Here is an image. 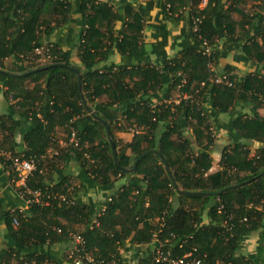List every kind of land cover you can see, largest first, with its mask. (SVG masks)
Masks as SVG:
<instances>
[{
    "label": "trees",
    "instance_id": "1",
    "mask_svg": "<svg viewBox=\"0 0 264 264\" xmlns=\"http://www.w3.org/2000/svg\"><path fill=\"white\" fill-rule=\"evenodd\" d=\"M146 2L135 7L125 4L123 23L115 31L121 16L108 1L78 0L81 28L76 52L80 63L76 64L71 52L58 43L46 42L50 46L44 62L38 61L42 55L34 51L42 45L43 36L68 23L71 0H0V83L11 98L10 107L19 106L22 119L31 120L29 129L23 130V152L12 145L7 149L41 158L27 185L74 199L79 190L75 178L65 175L55 184L43 179L46 168L57 169L65 159V166L68 160L76 161L82 184L96 183L111 191L100 205L53 200L47 206L32 203L25 210L5 212L13 243L0 253V264L56 263L44 244L58 238L53 226L61 228L65 241L72 239L66 230L73 225L94 259L90 264H113L112 260L114 264H168L170 258L188 251L195 264L259 263L264 252V173L259 175L264 170V115L257 108L264 105V75L253 72L238 77L230 69L218 71L217 61L226 53L216 40L225 38L221 45L230 42L247 58L264 60V0H207L200 11L204 15L201 34L212 48L209 57L201 53L200 40L191 31L187 15H174L186 1L162 0L163 16L171 20L184 17L187 26L181 50L171 58L162 53L160 66L136 61L143 51L145 15L152 7L151 1ZM166 3L170 4L168 11ZM233 12L238 19H233ZM112 48L132 61L100 65ZM11 55L21 64L10 70L2 59ZM51 64L61 65L19 76L8 74ZM215 75L224 78L217 82ZM163 87L165 100L151 104L146 94ZM173 89L181 94L178 102L169 98ZM184 93L188 97H182ZM240 104H249L250 112L239 111ZM220 113L231 115L227 128L232 141L221 150V168L209 172L213 119ZM6 119L12 120L11 115H0V124ZM10 122L14 129L21 124ZM57 125L64 129L66 143L74 130L78 146L68 143L61 147L54 133ZM133 126L140 129L125 144L131 150L127 155L118 147L115 132ZM7 135L12 136L11 132ZM110 140L118 163L125 168L141 153L157 150L185 192L174 188L157 154L141 158L130 173L121 170L114 162ZM251 141L262 144L253 155ZM0 162L8 166V162ZM120 179L123 181L117 185ZM219 190V194H208ZM204 211L207 223L202 221ZM254 232L257 253L244 255L243 243ZM158 245L167 253L160 262L153 256ZM39 248L44 249L38 252ZM128 250L132 251L129 260L124 256Z\"/></svg>",
    "mask_w": 264,
    "mask_h": 264
},
{
    "label": "crops",
    "instance_id": "2",
    "mask_svg": "<svg viewBox=\"0 0 264 264\" xmlns=\"http://www.w3.org/2000/svg\"><path fill=\"white\" fill-rule=\"evenodd\" d=\"M108 1V3L113 7L115 11H117L121 19H118L115 24V31L120 27L123 23L124 19V9L125 4L130 3L134 7L140 4L147 3L146 1L152 2V7L148 11V14L145 15L144 20V29H143V51L139 53V61L141 63L150 62L151 64H155L156 66L162 65L163 54L166 58L175 57V55L181 50L182 43L184 41L185 29L187 26L186 19L184 17H180L178 19H169L163 16L160 6V0H103ZM78 0H71L72 4V12L71 18L67 24L63 27L55 29L51 34L47 36H43L42 43L50 42V43H58L61 49L68 50L71 52V61L74 63H80L78 55H77V46L79 40V32L81 28L80 17L81 14L78 10L77 5ZM229 5L231 2H226ZM233 19H238V13L233 12ZM123 17V18H122ZM163 26L164 28H160ZM238 30V28H237ZM225 38L216 40L218 46H222L224 55H222L217 61V69L218 71H224L226 69H230L232 73L237 74L238 77H243L247 73H257L258 75H264V60H258L255 57L247 58V55L242 51V49L238 46H230V42L221 45ZM163 53V54H162ZM129 57V56H128ZM121 55L115 48H112V52L109 54L108 58L104 61H101L100 65L107 64H119L131 62L132 59ZM42 61H45L44 59ZM34 62V61H33ZM41 62V61H40ZM25 63V62H24ZM27 63H31L27 61ZM37 63V62H34ZM2 64L7 69H14L15 65H20L21 62L16 59L15 56H6L2 59ZM6 87L2 86L0 83V115L5 118L8 115H11V119H6L4 122L0 124V143L5 148L9 146H13L16 151L23 152L25 149V143H23V130L30 127L31 120L22 119L20 116L21 108L19 106L11 105V98L4 94ZM166 95V89L163 87L162 89L156 91H149L146 96H148L151 104H159L164 101V97ZM180 96V93L177 89H173L169 94L170 99L177 100ZM104 97V96H103ZM239 111L242 112H250L251 106L249 104H240L238 107ZM258 112L264 115V105L259 106ZM6 114V115H5ZM5 115V116H4ZM231 119L230 113H220L218 116L214 117L213 124L215 125L214 133V142L211 148V157L212 163L209 169V172H215L221 168L219 164L221 150L231 143L232 138L230 136V132L227 128L229 121ZM25 122H24V121ZM15 121L21 123L18 128L15 127L10 122ZM22 121V122H21ZM16 124V123H15ZM12 128V131L9 130ZM214 128V127H213ZM216 131V132H215ZM11 132L12 136L8 137V133ZM55 137L58 139V143L61 147L65 146V131L61 126H55ZM132 130H117L115 132V137L119 143L118 147L123 148L127 155L131 154L130 148L125 147V144L131 142L133 138ZM262 144L258 141H251L249 143V148L251 155H253L256 149ZM50 150V149H48ZM214 165V166H212ZM213 167H216L215 169ZM44 172V181L46 184H55L65 179L66 176H70L76 179V182L79 190L75 193L74 199L84 202L86 204L95 203L100 205L104 201L106 197H108L111 193L109 189L101 187L98 184H90L87 185L85 182L81 183L79 166L75 160H68L65 166V159L63 163L57 169H49V171ZM84 177V175L82 176ZM14 173H10V169L8 166L3 165L0 162V253L6 249L9 245L13 243V239L9 236L5 224V216L4 213L7 211H11L14 209H26L24 205V200L18 194L17 185L13 181ZM123 179H120L116 182V184H120ZM40 214H38V217ZM41 219V218H40ZM61 221H65L64 217H59ZM204 223L208 222L207 212H203V220ZM258 235L256 232L252 233L248 238L245 239L242 252L244 255H253L256 254L257 250V241ZM62 241L56 238L53 242H47L44 244L45 250L51 256L57 259L59 264H69L61 261L62 256H65V249L61 246H55V252L53 250L54 244H61ZM146 249V247H143ZM44 249V248H43ZM42 248L38 249L39 251L43 250ZM124 256L129 260L132 255V251H125ZM59 253V254H58ZM258 264H264V252L260 255Z\"/></svg>",
    "mask_w": 264,
    "mask_h": 264
},
{
    "label": "built area",
    "instance_id": "3",
    "mask_svg": "<svg viewBox=\"0 0 264 264\" xmlns=\"http://www.w3.org/2000/svg\"><path fill=\"white\" fill-rule=\"evenodd\" d=\"M185 4L180 7L178 12L174 15L179 13H185L187 17L190 19V29L191 31L197 36V39L200 40V51L202 54L207 55L208 57L211 55V44L209 39L205 38L201 34V23L204 15L201 13V9L205 7L207 4V0H185ZM166 10L170 7L169 3H166ZM49 46L44 45L35 47L34 51L38 55H42L38 58V61L43 60V55L48 53ZM208 68L213 71L214 65L212 61H209ZM224 78V76H216L214 80L219 82ZM185 82V79L182 80ZM182 97H188L186 93L182 94ZM181 98V94L175 102H178ZM140 127H129V130H132L133 133L137 132ZM79 138L75 134L74 130L71 131L68 143H72L74 146H78ZM65 142V145L68 144ZM87 157L88 155L84 153ZM39 157L29 156L25 157L22 154L17 155L14 154L12 151L8 150L4 146L0 145V160L8 162L7 165L11 172L14 173L13 181L17 185L18 194L24 200V205L26 209L32 203H38L40 205L47 206L53 200L61 201V202H70L73 203L74 199L68 197L65 193L59 191H49L48 189H41V188H34L31 189L27 185V179L32 175V173L38 169L40 164ZM110 199V198H108ZM104 209V206L101 208V211ZM21 210V209H19ZM23 210V209H22ZM25 210V209H24ZM13 224H17V219H12ZM93 222L97 223L96 219ZM53 231L57 234H62V230L60 227L53 226ZM72 241L74 243V247L69 251L70 258L72 259L73 264H90L94 262L93 257L89 254V252L85 249L84 238L79 233L71 234ZM154 259L155 261H163L167 257V253L163 251L162 246L158 245L154 250ZM191 251H188L182 256L170 258L168 264H195L193 260H190ZM111 263H115L114 260Z\"/></svg>",
    "mask_w": 264,
    "mask_h": 264
},
{
    "label": "water",
    "instance_id": "4",
    "mask_svg": "<svg viewBox=\"0 0 264 264\" xmlns=\"http://www.w3.org/2000/svg\"><path fill=\"white\" fill-rule=\"evenodd\" d=\"M55 65H61V64H51V65H46V66L38 67V68H35V69H31V70H29V71H27V72H23V73H8V74H12V75L19 76V75H24V74H27V73H32V72H35V71L43 70V69H46V68H48V67H50V66H55ZM63 65H64V64H63ZM77 73L79 74L78 71H77ZM103 124L105 125L107 135H108V137L110 138V136H109V135H110V131H109V129H108L107 123H106L105 121H103ZM110 143H111V149H112V154H113V159H114L115 164H116L118 167H120L121 170L125 171L126 173H130V172L134 171V170L136 169V166H137V163L139 162V160H140L141 158H143L144 156H146L147 154L154 153V154L159 155V156L161 157L163 163H164V166H165V169L167 170V173L169 174V176H170V178H171V181H172V184H173L174 188H175L178 192H185V191L179 189V187L177 186L176 182L174 181V179H173V177H172V175H171V172H170V170H169V167H168L167 162L162 158L161 154H160L157 150H155V149H150V150H147V151L141 153L140 155H138V156L136 157V159L134 160V162H133V164H132L131 167H129V168H125V167L120 166V164L118 163L117 156H116V151H115V146H114V144H113V142H112L111 140H110ZM263 173H264V170H263L261 173H259V175H262ZM252 179H253V178H250V179H247V180H245V181H243V182H249V181H251ZM240 184H242V182H241V183H238V184H235V185H230V186H228V187H232V186L234 187V186H237V185H240ZM222 190H223V189H222ZM222 190H219V191H216V192H209V193L206 192V193H208V194H210V193H211V194H219ZM197 193H198V192H197Z\"/></svg>",
    "mask_w": 264,
    "mask_h": 264
},
{
    "label": "rangeland",
    "instance_id": "5",
    "mask_svg": "<svg viewBox=\"0 0 264 264\" xmlns=\"http://www.w3.org/2000/svg\"><path fill=\"white\" fill-rule=\"evenodd\" d=\"M42 45H44V43H42ZM41 62H44V61H42V60H40ZM213 127L214 128H212V135H213V137H215V134L216 133H214V129H215V125L213 124ZM127 130H129V128H127ZM216 132V131H215ZM191 139H193V138H191ZM212 151H210V153H211ZM212 163V162H211ZM212 166H214V165H212ZM210 168H212L211 166H210ZM214 169L216 168V167H213ZM79 229H77V226H75V225H73V226H70V228L68 227L67 228V235L69 236V234L71 235V234H73V233H75V232H77ZM65 231V230H64ZM57 236H58V239H60V241H62V243L61 244H54L53 246V250L52 251H54L55 252V246L57 245V246H61L62 245V247H63V249H65V256H62V258H61V261H64L65 263H69V264H72V260H70V256H68L69 254V251H70V249H71V247H72V239L70 238V239H68V241H65V235H61V234H57ZM126 253V252H125ZM59 254V253H58ZM49 260V259H48ZM25 264H28V263H25ZM32 264V263H31ZM54 264H59L57 261H56V263H54Z\"/></svg>",
    "mask_w": 264,
    "mask_h": 264
}]
</instances>
